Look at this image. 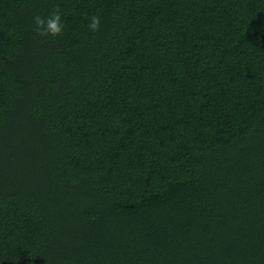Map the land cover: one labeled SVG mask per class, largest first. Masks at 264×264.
Wrapping results in <instances>:
<instances>
[{"label":"trees","instance_id":"16d2710c","mask_svg":"<svg viewBox=\"0 0 264 264\" xmlns=\"http://www.w3.org/2000/svg\"><path fill=\"white\" fill-rule=\"evenodd\" d=\"M0 264H264V0H0Z\"/></svg>","mask_w":264,"mask_h":264},{"label":"clouds","instance_id":"9594fccd","mask_svg":"<svg viewBox=\"0 0 264 264\" xmlns=\"http://www.w3.org/2000/svg\"><path fill=\"white\" fill-rule=\"evenodd\" d=\"M34 22L37 25L35 31L38 36L47 38L61 36L64 32V25L61 23V12L59 8H55L49 17H41L36 15ZM101 17L93 14L87 27L91 32H98L100 30Z\"/></svg>","mask_w":264,"mask_h":264}]
</instances>
